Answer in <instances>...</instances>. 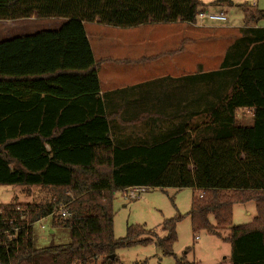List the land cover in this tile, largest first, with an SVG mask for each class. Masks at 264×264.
<instances>
[{"label": "trees", "instance_id": "16d2710c", "mask_svg": "<svg viewBox=\"0 0 264 264\" xmlns=\"http://www.w3.org/2000/svg\"><path fill=\"white\" fill-rule=\"evenodd\" d=\"M221 4L232 2L210 5ZM208 5L200 0H0V20L33 14L67 20L57 30L0 41V186H23L27 194L33 187L51 190V198L42 202L0 205V264H120L119 248L152 242L163 256L175 257V264H200L174 252L180 214L163 221L164 236L143 225H129L125 237L115 236V194L131 187L202 191L188 212L194 232L219 234L229 228L232 264H264V27L253 25L264 10L241 5L247 14L238 43L242 52L234 63L240 65L238 76L209 119L195 128L197 134L174 132L127 147L114 143L100 95L98 68L111 59H95L85 28L96 18L116 26H137L150 18L196 23ZM240 107L254 108L252 125L238 123ZM250 201L256 216L234 225V205ZM62 203H68L65 217L54 213ZM47 216L69 229V242L36 245L34 224Z\"/></svg>", "mask_w": 264, "mask_h": 264}, {"label": "crops", "instance_id": "0c3cea01", "mask_svg": "<svg viewBox=\"0 0 264 264\" xmlns=\"http://www.w3.org/2000/svg\"><path fill=\"white\" fill-rule=\"evenodd\" d=\"M222 5L226 4L217 7ZM253 6L259 8L257 2ZM32 16L38 18L36 22L57 19L38 14ZM23 19L28 18L0 21L15 23ZM62 19L59 25L36 29V33L59 29L67 21ZM216 22L205 20L203 26H198L183 19L156 22L150 18L147 23L137 26H116L96 18L85 23L95 59H111L99 66L98 75L100 95L110 116L109 128L115 144L121 147L151 144L160 136L174 132L197 134L195 128L207 121L230 93L240 68L234 63L242 52L241 42L238 45L244 38L241 26ZM88 24L101 30L94 26L90 33ZM134 29L144 33L134 39L131 36ZM16 34L7 36L12 39L25 36L26 32L20 30ZM97 35L99 41L94 47L91 39ZM110 38L113 44H120L122 53L104 50L105 40ZM0 41H3L1 37ZM130 47L143 51L133 53ZM253 61L254 58H250L249 62ZM253 118V107H240L236 111L238 123L252 125ZM34 235L36 237L35 230Z\"/></svg>", "mask_w": 264, "mask_h": 264}, {"label": "rangeland", "instance_id": "374dc122", "mask_svg": "<svg viewBox=\"0 0 264 264\" xmlns=\"http://www.w3.org/2000/svg\"><path fill=\"white\" fill-rule=\"evenodd\" d=\"M205 4H211L214 0H203ZM232 5L226 4L217 7L210 5L212 11H224L228 17V21L222 23L217 21V24L241 26L245 25L246 10L241 6L245 4L249 11H253L254 2L258 3L259 9L264 10V0H231ZM34 15V14H33ZM36 16H31L28 19L18 20L15 23L11 21H0V37L2 40L9 39L7 36L10 33L16 34L17 31H24L26 35L36 33V29H49V25H59L62 18L53 20L44 19L36 22ZM264 27V18L257 25ZM101 30L100 27L94 25ZM87 25L89 32L92 33L93 27ZM45 27V28H42ZM131 35L134 39H138L144 33L140 29H134ZM149 28L146 34L149 33ZM13 35V34H12ZM148 35V34H147ZM93 46H97L99 41L97 37H92ZM104 50L107 53L114 54L115 51L122 53L119 43H115L112 39H106ZM144 47V46H143ZM133 53H141V49L130 47ZM101 51V50H96ZM98 54V52H96ZM132 190L118 191L115 194L113 207L114 216V232L117 238L125 237L127 227L129 225H143L145 228L154 230L157 235L164 236L166 232L162 229V223L165 219L174 217L175 215H183V219L177 223V241L173 249L178 257L186 255L187 260H196L200 264H232L231 262V243L229 241L230 229H221L219 234L209 233L207 230L194 232L188 212L191 208V202L194 192L191 187L184 188H159L148 187L140 192L139 197H131L128 194ZM51 198V190L36 187V190H30L29 194L25 193L24 187L19 185L0 186V205L9 203H25V202H42ZM257 214L256 204L253 201L246 203H237L233 208V224H244L251 222ZM214 223L213 216H210ZM53 216L45 217L42 222L34 224L36 234V245L38 247L48 246L52 244H63L70 241V231L67 228L53 224ZM51 230L53 232H51ZM196 236H199L196 239ZM187 248H190L189 252ZM120 264H133L136 261L148 260L149 264H175V257L163 256L157 245L152 242L149 244H138L131 247L119 248L116 252Z\"/></svg>", "mask_w": 264, "mask_h": 264}, {"label": "built area", "instance_id": "2783aa9c", "mask_svg": "<svg viewBox=\"0 0 264 264\" xmlns=\"http://www.w3.org/2000/svg\"><path fill=\"white\" fill-rule=\"evenodd\" d=\"M205 20H210V21H226L228 20V17L224 11H212L210 9H201L198 14H197V22L196 24L198 26H203V22ZM132 191L128 194L131 197H139L140 192L146 190L145 187H131L129 188ZM127 189V190H129ZM198 196H202V191H198ZM68 212V203H62L56 206L54 209V213H60L63 217L67 215ZM43 219H41L39 222H42ZM19 227L13 229L17 230ZM4 233H7L6 231ZM12 237V236H11ZM199 238V236H197Z\"/></svg>", "mask_w": 264, "mask_h": 264}]
</instances>
